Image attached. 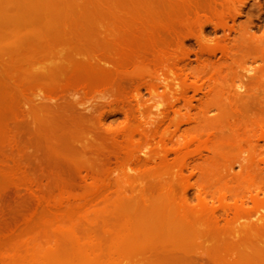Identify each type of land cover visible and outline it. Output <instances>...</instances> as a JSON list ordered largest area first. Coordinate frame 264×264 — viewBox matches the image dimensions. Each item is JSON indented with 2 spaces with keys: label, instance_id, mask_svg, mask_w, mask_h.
Returning a JSON list of instances; mask_svg holds the SVG:
<instances>
[{
  "label": "rangeland",
  "instance_id": "374dc122",
  "mask_svg": "<svg viewBox=\"0 0 264 264\" xmlns=\"http://www.w3.org/2000/svg\"><path fill=\"white\" fill-rule=\"evenodd\" d=\"M233 17L249 25L247 43L235 39L237 25L228 31ZM112 115L111 128L102 119ZM256 142L264 143V0H0L1 241L29 239L25 251L44 232L50 249L72 230L94 245L154 234L151 248L133 236L122 242L129 250L118 249L123 236L105 240L116 242L105 249L109 263L89 237L76 239L90 242L93 261L98 253L108 264H161L164 238L187 233L174 251L179 264H264ZM241 157L257 164L240 169ZM37 220H47L44 232ZM0 244V264H34L39 254Z\"/></svg>",
  "mask_w": 264,
  "mask_h": 264
},
{
  "label": "bare ground",
  "instance_id": "6f19581e",
  "mask_svg": "<svg viewBox=\"0 0 264 264\" xmlns=\"http://www.w3.org/2000/svg\"><path fill=\"white\" fill-rule=\"evenodd\" d=\"M238 13H240V11H239ZM243 14H244V13H243ZM237 15H238V14H237ZM239 15H241V14H239ZM239 15H238V16H239ZM233 18H234V19H233ZM233 18H232V19H233V20H232V22H233L232 25H234V26H233L232 28L230 27V29L228 28V31H230V30L234 31L236 25L240 23V22L238 23V21H240V20H238V18H236V17H233ZM239 19H240V18H239ZM240 24H241V23H240ZM242 26H243V25H242ZM242 26L240 25V27H239V25H237V28H236V29H239V30H237L236 33H235V31H234L233 33H235V35H234V36H236L235 39H237V40H239V41H240V39H241V41L245 40V41H243V43H244V42L247 43V39H250V37L247 36V33H250L251 31H250L249 29H246V28H249V25H248V27H246V28H244L245 26L242 28ZM246 26H247V25H246ZM226 29H227V28H226ZM245 29H246V32H245ZM243 30H244V31H243ZM249 31H250V32H249ZM38 33H39V32H38ZM202 33H203V32H202ZM233 33H232V34H233ZM245 33H246V36H245ZM40 34H41V33H40ZM203 34H204V33H203ZM203 34H202V35H203ZM248 35H249V34H248ZM36 37H37V36H35L34 38H36ZM244 37H246V38L244 39ZM248 37H249V38H248ZM38 38L40 39V37H38ZM39 39H38V41H39ZM40 40H41V39H40ZM249 41H250V40H249ZM249 41H248V42H249ZM38 43H39V42H38ZM40 43H42V42H40ZM40 43H39V44H40ZM184 66H186L185 68H186L187 71L189 72L190 76L195 77V78L198 76L197 74H199V73H198L199 71H197V69L192 68V67L190 66V63H186V64H184ZM243 67H244L243 69H245V70H244V73H246V74L248 73V74H249L250 72H252V71H251L252 68H250V67L247 68V66H246V67L243 66ZM43 68H45V67H44V66H41V65H36L35 67H33V70H34V71L36 70L34 73H36V72L38 73V72L40 71V72L38 73V76H40L41 74H43V73H41V72H44V71H42V70H44ZM241 68H242V67H241ZM252 70H253V69H252ZM40 73H41V74H40ZM196 75H197V76H196ZM174 81H175V80H174ZM239 82H240V81H239ZM174 84H175V83H174ZM174 84H172V85H174ZM242 84H243V83H242ZM242 84H241V82H240L239 84H236V85H237V88H239V89L242 88V87H243ZM193 88H194V87H193ZM195 88H196V89H195ZM195 88H194V90H195L196 92L199 91V87H197V85L195 86ZM190 105H191V104H186L187 111H190V110H191L192 105H191V106H190ZM165 111H166V109H165ZM165 111H164V109H162L161 111H159V112L157 111V112H158V115L161 114L160 116H162V114H165V115H166V112H168V111H166V112H165ZM165 115H163V116H165ZM117 119H118V118H117L115 115H112V116L105 117V118H103L102 120H103V123H104L105 125L111 127V126L117 121ZM108 128H109V127H108ZM111 128H112V127H111ZM111 128H109V129H111ZM173 136H174V137H180L181 135H180L178 132H175V133L173 134ZM256 143H257V142H256ZM259 144H260L259 142H258L257 144H253V145L255 146V148H254V149H251V150H254V153L256 152V153H255V154H256V155H255L256 157L259 156V154H260V155H261V154H264V148H263V146H264L263 144H264V143L261 144V145H263L262 147H261V145H259ZM259 147H261L262 150H259V149H260ZM251 148H253V146H252ZM257 148H258V149H257ZM255 149H257V150L255 151ZM257 151H260L259 154H258ZM252 152H253V151H252ZM243 158H244L245 161L241 160V161H243V162H241V163H243L244 165H245L244 162H246V160L248 161L249 159H250V160H249V163H250L249 165H250V166H253L254 164H255V165L257 164V163H255V162L253 163V161H255V160H253V158H255V157H253L252 159H251L250 157H249V158L243 157ZM243 158L241 157V159H243ZM245 158H246V159H245ZM251 160H252V162H251ZM241 163H239V165H237V164H238V162H237L236 165L239 166V168H240L241 166L244 167L243 169H247L246 167L249 166L248 164H246V165L244 166V165L241 164ZM246 163H248V162H246ZM251 163H252L253 165H252ZM190 165H191V164H190ZM190 165H188V166H190ZM229 166H230V169H231L232 166H231V165H229ZM250 166H249L248 169H251V168H252V167H250ZM191 167H194V165H191ZM242 167H241L240 169H242ZM227 168H228V167H227ZM188 169H189V168H188ZM232 170H233V167H232ZM192 174H193V173H192ZM192 176H193V175H192ZM194 177H195V176H194ZM262 177H264V176H262ZM262 177H260V178L262 179ZM191 179H192V178H191ZM263 179H264V178H263ZM262 181H263V180H262ZM262 181H260V182H262ZM260 182H259V183H260ZM260 184H261V185L263 184V185H262L261 187L258 186V189L260 188V191H261V190H264V182H262V183H260ZM260 184H259V185H260ZM204 195H206V194H204ZM206 196H209V195H206ZM206 196H203V198L206 197ZM210 197H212V198L214 199L213 196L210 195V196H209V199H210ZM191 198H192V197H191ZM191 198H190L188 192H186L185 195H184V200L187 201V202H192L194 199H191ZM207 198H208V197H206V198H204V199H207ZM213 199H212V200H213ZM207 200H208V199H207ZM210 200H211V199H210ZM65 201L67 202L66 199H65ZM61 202H64V200H63V201L61 200ZM42 212L45 213L44 210H43ZM37 221H38V220H37ZM37 221H36V222L34 221V223H36V227H39L40 230H41V231L43 230V232H44V230L46 229V226L44 225L43 222L47 223V220H46V221L43 220L42 222H41L40 220L38 221V223L40 222V226H42V227H40L39 225H37V224H38ZM34 223H32V224H34ZM177 223H179V222H177ZM180 223H181V225L186 224V223L183 224V222H180ZM42 224H43L44 226H43ZM178 225H180V224H178ZM178 225L175 226V227H176L175 230L178 229V228H177V227H179ZM33 227H34V226H33ZM44 227H45V228H44ZM180 227L182 228V226H180ZM183 228H184V227H183ZM149 229H151V228H149ZM146 230L149 231L147 228L145 229V231H144V229H143V232H145L146 235H147V234H153L151 231H149V233H147ZM151 230H152V229H151ZM167 230H168V229H167ZM179 230H181V229H179ZM185 230H186V229H184V231H185ZM70 231H71V230H70ZM43 232H42V233H43ZM71 232H73V233H71ZM71 232H69V235H71L70 238L68 237L69 239H68L67 237H66V239H65L64 237H61V238L59 239V240L61 241V242H60V244H61L60 246H59V244H58L59 242H57V244H56V243L54 244V246L57 245V247H55V248H58V249L54 250V251H56L55 254H57V255L55 256L54 254H52V257H53V255H54L55 257H53V258L50 257L51 259L49 258V256L51 255V252H53V249H55V248H51V249H52V250H51V249L48 248L47 246H44V245H46V243L49 242V240L52 241V238H50V236H49V234H48L47 232H44V233H43L44 235H41V236L39 235L40 237H39V236H34L35 239L33 238V240H31V241H32L33 243H35V241H38V242H36L35 244L32 243V244L34 245V246H33V245L31 244V247H32V248H28V247H27V248H28V249H27V248L25 247V251H24V247H23V245H24V244H25V245H28V243H30V240H29V239H25L24 242H22L21 240L24 239V238H22V239L19 240L20 237H14V238L16 239V240H15V239H13V236H12V237L10 236V239H9V237H7L8 239H6V240H5V239H4L3 241L0 240V243H2V244H4V245L9 244V246H12V247L14 248V249H13L14 251L18 250V251L22 252L21 250H23V253L25 252V254H29V252H27L26 249H27L28 251L31 249V250L34 251V253H35V252H39V254L41 253V256H39V254L36 255V254H34L33 251H32V254H34V255L37 256L38 258L35 257L34 255H33V256L30 255L31 257H35V258H34L35 261L38 259L37 261L40 262L39 264H50V263H53V264H54V263H55V264H76V263H79L81 260L84 261L83 259H85V258H88V262H87V263H90L89 261H91V263H92V261H93V259H92L93 254H91V257L89 256V253H90V251H91L90 249H91V247H92V246L89 245V243H90V242H89L90 237H89V236H85L86 233L81 234V235L78 234V235H77L78 237H77L76 235H75L74 237H72V235H74L75 232H74V230H72ZM143 232H142V234H143ZM168 232H169V231H168ZM179 232H180V231H179ZM185 232H186V231H185ZM45 233H46V237H48V238L45 239L46 241L44 242L43 238L45 237ZM70 233H71V234H70ZM164 233H165V232H164ZM164 233H162V234L165 236ZM169 233H171V232H169ZM173 233H174V232H173ZM177 233H178V232L176 231V233H174V235L177 234ZM181 233H183V230L181 231ZM188 233H189V232H188ZM47 234H48V235H47ZM79 235H80V236H79ZM83 235H84V236H83ZM127 235H128V236H127ZM139 235H140V237H139ZM139 235L137 236V235H132V234H129V233H128V234H127V233H126V234L123 233V235H122V234H118V235L111 236V237H109V238L111 239V240H110L111 244H113L112 241L114 242V241H116L117 239H118V240L120 239V238H118V236H119V237L123 236L122 241H121V239H120V241H121L120 244H119V241L117 240V241H118L117 244H119V248H118V249H120V245H123V247H125L126 245L128 246V244H125V245L122 244L123 240H124V242H125L124 236L126 237V239H127V237L129 238L130 236H131V237H132V236L134 237V238L132 237V239L129 238L128 240H133V239H135V240H141V239L143 238L142 240H144L146 243H145L144 241L142 242V240H141L142 244L144 243V244L147 245L148 242H149V240L151 241L152 236H153L154 234L151 235V236L149 235L150 237H149L148 239H146L148 236H145V235H144V237H143V236L141 235V233H140ZM167 235L169 236V234H167ZM167 235H166V236H167ZM179 235H180V237H183V238H184V236L187 235V233L184 234V236H181V235H183V234H179ZM179 235H176V236H175V238L177 237V238H176L177 240H178ZM188 235H189V234H188ZM43 236H44V237H43ZM82 236H83V237H87V238H85V239H88V237H89V240H88L89 243H88V245H86L87 243L85 244V241H83L84 243L81 241V239L83 238ZM90 236H91V235H90ZM158 236H159V235H157V238H158ZM168 236H167V237H168ZM36 237H37V240H36ZM46 237H45V238H46ZM81 237H82V238H81ZM135 237H136V238H135ZM145 237H146V238H145ZM155 237H156V236H155ZM170 237H171V236H170ZM172 237H173V234H172ZM172 237H171V240H170L169 238H168L169 240H166L167 238H164V237H161V236H160V238H162V240H163V238H164V240H165V241L163 240V242H161L162 244L160 243V246L157 247V249H158V248H159V249L162 248V249H161V250H162V252H161L162 254H160L158 258H157L158 254H157V256H155V257H156L157 261H158L159 263H161V264H169V263L171 264V263H174V262H176L177 260H179L178 258H180V257L183 255V254H182V255L178 254L179 252L177 253L178 255H176V252L174 253V251H181V252H182V248H180V247L183 246V244H184L183 241H184L186 238L183 239V240L180 239V240H178V242H175V241H177V240H174V238L172 239ZM180 237H179V238H180ZM185 237H187V236H185ZM2 238H3V237H1V239H2ZM40 238H42V239H40ZM76 238H81V239H80V241H79V239H76ZM92 238H95V237L93 236ZM92 238H91V240H95V241H96V239H92ZM109 238H108V239H105V240H106V241H109ZM140 238H141V239H140ZM67 239L69 240V242L67 241ZM71 239H72V240H71ZM73 239H74V242H76L74 245H73ZM75 239H76V240H75ZM153 239H154V237H153ZM153 239H152V240H153ZM17 240H18V244H17V245H20V248H18V249L16 248V249H15V247H17V245H16ZM27 240H28V241H27ZM39 240H40V241H39ZM70 240H71V241H70ZM77 240H78L79 242L82 243V244L79 243V244H81L82 246H80V245H76V244H78ZM83 240H84V238H83ZM91 240H90V241H91ZM105 240H103L102 243H101L99 240H97L98 243L100 242L101 244H100V243H99V244L96 243L95 245H94V242H95V241H94L93 243H92V241H91V243H92L91 245H94V246H93V249H92V251L94 250V253H96V252L100 251V249H102L100 252H103V253H100L99 256L102 254L101 256L104 257V258H106V261H107V260H108V259H107V255H108V254H104V253L108 252L107 250L113 248V247L116 245V242H117V241L114 243L113 247H111L112 245L108 244V245L110 246V247H109V246L107 245L108 242H105L106 245L103 244ZM128 240H127V241H128ZM160 240H161V239H160ZM173 240H174V242H175V243H174L175 246H178V244L180 245V246L177 247V249L175 248V246L173 245V243H172V244L170 243V241L173 242ZM20 241H21V242H20ZM26 241H27V242H26ZM41 241L44 242V243H42ZM54 241H55V240H54ZM62 241H63V243L66 242L67 244H64V246H62V245H63V244H62ZM133 241H134V240H133ZM86 242H87V241H86ZM129 242H130V241H129ZM139 242H140V241H139ZM166 242H167V243L169 242V243L167 244ZM134 243H135V241H134ZM137 243H138V241H136V244H137ZM163 243H165V244L163 245ZM176 243H177V244H176ZM182 243H183V244H182ZM22 244H23V245H22ZM70 244H71V245H70ZM129 244H131V243H129ZM136 244H135V245H136ZM169 244H170V246H167V245H169ZM13 245H14V246H13ZM25 245H24V246H25ZM42 245H43V246H42ZM72 245H73V246H72ZM85 245H86V246H85ZM100 245H101V246L103 245L102 247H104V246H105V247L102 248ZM149 245L151 246V243H150V242H149ZM149 245H147V246L150 247ZM161 245H163V246H161ZM181 245H182V246H181ZM0 246H1V244H0ZM2 246H3V245H2ZM67 246H68V247H67ZM78 246H79V248H76V250L73 249V248L78 247ZM106 246H107V248H106ZM117 246H118V245H117ZM117 246H116V247H117ZM127 246H126L125 248H128ZM133 246H134V244H133L132 246L130 245L129 247L132 248ZM164 246H166V247H164ZM21 247H22L23 249H22ZM36 247H37V249H36ZM59 247H61V248L64 247L63 251H62ZM65 247H66V248H65ZM72 247H73V248H72ZM99 247H100V248H99ZM123 247H122V249H123L122 252L119 250V251L121 252V254H122L123 252H125V251L127 252V250L130 249V248H128L127 250H125ZM151 247H152V246H151ZM151 247H150V248H151ZM163 247H164V248H163ZM169 247H170V248H169ZM89 248H90V249H89ZM41 249H42V250H41ZM49 249H50L51 251H50ZM66 249H67V250H66ZM77 249H78V250H77ZM105 249H107V250L105 251ZM114 249H115V248H113V250H114ZM118 249H117V250H118ZM175 249H176V250H175ZM60 250H61L62 253H60ZM65 250H66V252H65ZM111 250H112V249H111ZM111 250H110V251H111ZM117 250H116V252L119 253ZM124 250H125V251H124ZM48 251H49L50 255H49ZM57 251H59V252H57ZM95 251H96V252H95ZM104 251H105V252H104ZM26 252H27V253H26ZM88 252H89V253H88ZM111 252H112V251H111ZM15 253H16V252H15ZM23 253H22V254H23ZM87 253H88V256L90 257L91 260L89 259V257L86 256ZM113 253H114V252H113ZM113 253H112V254H113ZM17 254H18V252H17ZM58 254H59V255H58ZM60 254H61V255H60ZM97 254H98V253H97ZM97 254H95V255H96L97 258H98L99 256H98ZM103 254H104V255H103ZM110 254H111V253H110ZM110 254H109V256H110ZM121 254H119V255H121ZM174 254H175V255H174ZM114 255H115V253H114ZM114 255H113V256H114ZM119 255L117 254L116 257L119 256ZM122 255H124V254H122ZM122 255L120 256V257H122V258H120V259H124V258L126 257V256H125V257L123 258ZM126 255H127V253H126ZM47 256H48V257H47ZM96 256H95V257H96ZM111 256H112V255H111ZM113 256H112V258H111V257H110V258H111V259L116 258L115 256H114V257H113ZM177 256H178V257H177ZM39 257H40V258H39ZM41 257H42V258H41ZM36 258H37V259H36ZM48 258H49V259H48ZM93 258H94V257H93ZM97 258H94V259L96 260ZM104 258H102L104 261L101 259V261H103L102 264H104V262H106ZM108 258H109V257H108ZM117 258H118V257H117ZM34 259H33L32 261H34ZM99 259H100V258H99ZM183 259H184V257H183ZM183 259H182L181 261H183ZM86 260H87V259H86ZM86 260H85V261H86ZM95 260H94V261H95ZM97 260H98V259H97ZM97 260H96V263L93 261L92 264H97L98 262H99V263L101 262L100 260H99V261H97ZM109 260H110V259H109ZM109 260L107 261L108 263H109ZM35 261H34V264L38 263V262H35ZM82 261H81V262H82ZM111 261H112V260H111ZM113 261H116V262H117L116 259H115V260L113 259ZM113 261L110 262V264L113 263ZM107 262H106V263H107ZM118 262H119V261H118ZM177 262H178V264H179V261H177ZM177 262H176V263H177ZM84 263H85V262H84ZM91 263H90V264H91ZM99 263H98V264H99ZM108 263H107V264H108ZM180 263H181V262H180ZM32 264H33V263H32ZM79 264H80V263H79ZM82 264H83V262H82ZM100 264H101V263H100ZM113 264H114V263H113ZM116 264H117V263H116ZM137 264H138V263H137Z\"/></svg>",
  "mask_w": 264,
  "mask_h": 264
}]
</instances>
